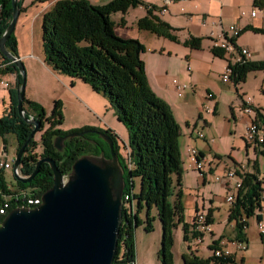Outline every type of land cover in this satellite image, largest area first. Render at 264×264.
<instances>
[{"label": "rangeland", "instance_id": "obj_1", "mask_svg": "<svg viewBox=\"0 0 264 264\" xmlns=\"http://www.w3.org/2000/svg\"><path fill=\"white\" fill-rule=\"evenodd\" d=\"M55 1L23 0L21 2L22 10L19 11L12 34L15 39L18 37L22 48L25 46L30 48L32 45L31 48L35 52L42 54L41 21L43 14L49 11ZM90 1L95 5L108 2V0ZM143 1L152 4H155L153 3L155 1L156 7L163 5L161 0ZM237 1L235 4L237 13L248 12L251 9L247 0ZM206 2L207 0H176L166 7L165 12L154 11L173 29L175 40L165 39L148 30L138 28L137 21L146 15L143 5L129 6L125 13L112 12L109 14V19L119 38H134L143 45L144 50L140 57L145 64L146 75L148 74L149 79L155 75L161 78L160 85L166 98L162 99L148 84L150 89L168 105H184L183 119L185 122L183 123L182 118H179L182 123L180 125L181 134L177 142L181 162L180 179L177 183L173 175V186L167 198V203L173 209L177 202L181 207L180 214H176L173 219L171 264H184L183 255L207 258L211 255L208 247L213 240L217 242V249L229 250L236 262L264 264V215L259 219L262 233H259L257 229L254 215L250 217L242 215L244 228L241 231L245 237V241H242L244 249L236 250L237 241L234 240L236 231L234 222L226 219L230 204L225 200L227 194L234 196V182L244 171L256 177H261L264 173V143L253 147L243 139L246 117L260 122L264 120V69L246 70L243 80L234 82L229 79L222 83L220 74L228 58L230 59L231 51L225 53L224 59L211 54L213 46L220 48L224 47L225 43L222 41L218 44L217 42L222 40L219 38L208 40L217 16L213 17L208 12H202L207 8ZM222 2L227 4L228 0H222ZM256 15L263 23V27L259 29L264 30V14L257 11ZM219 17L223 31L227 30L229 25L234 24L230 22L227 15ZM212 22L214 23L211 24ZM192 29L198 33L197 37L189 33ZM213 32L215 33L216 29ZM234 33L236 35L237 31L234 30ZM189 37L198 39L197 48L183 45ZM236 38L238 46L248 47L253 52L250 61L264 60L263 33L243 30ZM22 65L26 75L25 89L26 87L30 89L32 76L27 73L23 63ZM67 77L68 80L76 82L77 86L71 85L70 81L62 82L71 95L69 96L66 91L61 93L64 106L61 108L62 123L57 128L62 131H72L83 126L102 130L110 129L116 135L119 153L125 157L128 151L125 146L128 140L127 130L124 124L117 120L108 100L94 92L88 84L81 80ZM173 79L185 86L182 96H178L175 85L171 82ZM33 87L34 95L40 100L42 108L46 109L52 104V107L47 112L45 111L48 115L57 99L51 102L38 84ZM2 91L0 88V97ZM60 91L59 88L58 92ZM208 94L212 98L206 100ZM245 107L249 108L248 113L243 112ZM206 109L210 111L206 112ZM46 127V123L43 122L42 127L32 137L35 142L33 148L35 153L42 151L39 137ZM101 141L106 143L102 139ZM190 150L198 151L203 156L204 166L201 173L195 170L190 162ZM16 151L17 143L14 135L11 133L0 135V162L10 163V166L3 170L4 179L10 189L16 188L13 185L15 180L11 170ZM89 154L93 153L87 151L85 155ZM228 171L233 172L230 178L225 177ZM215 176L217 178H214ZM133 184V192L136 193L139 180L133 178ZM26 191L30 193V189ZM134 208L137 210L138 220L133 230L135 264H160L157 253L162 228L157 209L154 206L147 208L144 203L138 209L135 201ZM196 211L205 215L209 212L210 233H203L199 240H195L190 237L188 231L186 239H183V223H188L189 218ZM147 214L152 225L149 231H145L144 223Z\"/></svg>", "mask_w": 264, "mask_h": 264}, {"label": "trees", "instance_id": "obj_2", "mask_svg": "<svg viewBox=\"0 0 264 264\" xmlns=\"http://www.w3.org/2000/svg\"><path fill=\"white\" fill-rule=\"evenodd\" d=\"M11 0H0V37L12 16ZM23 0H16V7L22 10L20 4ZM143 5L146 15L137 21L140 29L148 30L152 34L162 36L165 39L175 40L173 29L159 18L154 11L159 10L156 6H149L142 0H108L105 4L95 5L90 0H56L49 11L42 17L41 51L43 63L54 73L79 79L88 84L96 93L105 97L117 120L124 124L128 140L125 146L129 151L130 165L127 164L126 156L122 157L116 143V135L110 129L83 126L76 130L62 131L57 128L62 123L60 101L55 100L53 108L48 115L42 105L23 98L24 116H32L43 122L47 127L39 137L42 151L34 152L35 142L31 138L25 145L24 152L20 157L19 172L28 176L31 174L34 163L38 158L49 157L55 160L57 169L65 174L71 168L78 155L85 151L82 139L73 138L65 142L63 152H57L52 145V138L64 136L68 133L79 132L84 129L100 130L108 135L113 143V148L120 164L123 167L125 180L124 194H129L128 211L122 207V219L118 230L115 257L111 264H129L135 259L133 230L138 223L137 208L142 203L149 208L154 206L158 212L161 223V242L158 249L160 264H171L172 228L174 216L180 214L181 207L177 202L174 209L167 203V198L173 186V175L179 183L181 162L177 146L178 137L181 134L180 124L176 121L172 108L159 98L149 87L148 78L144 69V62L140 57L144 50L143 45L134 38H119L109 19V14L120 11L125 13L129 6ZM251 5L256 8L264 7V0H251ZM150 9V10H148ZM243 30L263 33L264 30L253 27H245ZM184 46L197 48L198 39L189 37L183 42ZM5 49L14 56L17 55V42L15 36L10 33L5 43ZM211 54L220 57L226 51L223 47L213 46ZM228 63V62H227ZM250 69H264V60L246 61L245 59L234 63L230 69L229 79L234 82L243 80L244 73ZM15 72L16 84L20 81L14 63L0 52V76ZM16 87L9 88L8 104L4 114L0 117V135L7 133L14 135L17 150L23 141L29 136L32 126L17 112ZM258 114V113H257ZM264 123V120L262 121ZM106 154L109 150L107 144ZM200 155H202L200 153ZM133 178L139 180L138 191L133 192ZM14 186L10 189L0 168V207L8 201L7 211L16 206L27 207L20 197L14 199L17 191L27 192L31 197L41 196L52 183L48 164H42L38 173L30 182L21 183L14 178ZM240 184L235 190L232 203L228 209L227 220H232L235 227L234 240L245 241L243 232V216H255L256 221L261 219L254 210L258 208L259 182L256 176L243 173L239 177ZM0 214V223L4 217ZM207 222L210 223V214H206ZM145 231L152 229L148 214L145 216ZM189 224L183 223V239H186ZM201 237V234H198ZM194 238L195 234H190ZM216 240L208 247L212 251L216 247ZM120 255V259L118 256ZM184 264H243L236 262L231 255L216 257L213 254L202 259L195 255H183Z\"/></svg>", "mask_w": 264, "mask_h": 264}, {"label": "water", "instance_id": "obj_3", "mask_svg": "<svg viewBox=\"0 0 264 264\" xmlns=\"http://www.w3.org/2000/svg\"><path fill=\"white\" fill-rule=\"evenodd\" d=\"M10 2L12 16L0 37V52L14 63L21 75L16 84V109L32 126L12 160V175L17 181L27 183L42 164H48L52 183L37 205L16 206L4 215L0 223V264H111L122 219L125 185L124 169L111 138L94 129L55 136L52 145L57 152H63L67 140L93 133L107 143L109 154L105 156L100 151L85 155V150L65 174H61L55 160L49 157L38 158L28 176L19 172L25 145L41 126L36 118L24 116V67L20 58L4 47L19 15L16 0Z\"/></svg>", "mask_w": 264, "mask_h": 264}, {"label": "crops", "instance_id": "obj_4", "mask_svg": "<svg viewBox=\"0 0 264 264\" xmlns=\"http://www.w3.org/2000/svg\"><path fill=\"white\" fill-rule=\"evenodd\" d=\"M239 1H241V0H239ZM143 2L148 4L146 1H143ZM237 2H238L237 0H228V3L224 4V2H222V0H207V2H206L207 8H205V10L202 12H208L209 14L213 15V17L217 16V19H219V20H221L219 16L227 15L228 18L230 19V22H232L238 26V28H236L237 32H239V30H241L245 27H253V28L263 27V23L258 19L259 18L258 15L255 14V16H249V14H248L249 10H248V12H240V13H242V15H240L239 12L237 13V11L235 10V8H237L235 6V4ZM153 3L156 4L155 1H153ZM155 4H154V6H156ZM247 4L252 6L251 0H247ZM202 19H204V18H202ZM204 21H206V19ZM215 29H216V32L214 33L213 31ZM189 33H192V35L195 34L193 36H196V37L198 36V33H196V30L192 29L191 31H189ZM218 33H219L218 28L213 26L210 30L208 40L211 41V38L216 37L218 35ZM210 34H211V36H210ZM234 35H235V33H234ZM236 39L234 40V42L237 45ZM16 41H17V47H16L17 55L20 58V60L22 61V63L24 64L27 73H29L32 76L31 77L32 83L30 84L31 88L29 89L26 87L25 92H24V97L29 101H34V102L41 104L40 100H38V98L34 95V92H35L34 87L35 86L33 87V85L38 84L40 86V88L43 89V91H45L44 93L48 97V100L51 99V102H52L53 99H57V101L61 102L62 107H63L64 101H63L62 96H61L62 91H66L69 96L71 95L70 94L71 92L67 91V89L63 83L70 81L71 85L77 86L76 82H73V80H68L67 79L68 77L65 75L59 76L58 74L54 73L49 68H47L43 63L44 62L43 61V55L41 53L35 52L31 48L32 45L30 48H29V46H25L22 48L18 37H16ZM215 42H217V41H215ZM221 42H222V40L217 42V43L220 44ZM241 47H244V46H241ZM245 48H247L250 51L249 57L247 58L248 61H250L251 54H253V52H251L250 48H248V47H245ZM224 56L221 54L220 58L224 59ZM229 60L230 59L228 58V63L226 62V64H230ZM16 77H17V75L15 72L14 73L11 72V73L5 74L3 76H0V88H2V90H3L2 95L0 97V100H1L0 117L4 114L5 108L8 104V93H7L8 89L12 88V87L13 88L16 87ZM147 78H148V84L153 89V91L155 93L159 94L160 97H162V99L166 98V97H164L165 95L162 92V87L160 85V83L162 81L161 78L158 75H155L152 79H149L148 74H147ZM59 88L61 89L60 92H58ZM6 98H7V101H5ZM183 106L184 105L170 104V107L173 110L172 113H173L176 121L180 125L182 122L183 123L185 122L183 119V111H184ZM51 107H52V104L49 107H47L48 109L47 108L46 109L43 108V109H44V111L47 112ZM180 117L182 118V122H180V120H179ZM246 118H247V121L250 119L249 117H246ZM246 124H247V122H246ZM258 146H255V147H258ZM3 151H5L4 148H3ZM208 170L211 171L210 168H208ZM243 173H249V172L244 171Z\"/></svg>", "mask_w": 264, "mask_h": 264}, {"label": "built area", "instance_id": "obj_5", "mask_svg": "<svg viewBox=\"0 0 264 264\" xmlns=\"http://www.w3.org/2000/svg\"><path fill=\"white\" fill-rule=\"evenodd\" d=\"M143 1V0H142ZM176 0H161L162 2V6H159V11H161L162 13L166 11V7L169 6L172 2H174ZM148 6H153L154 4L147 2ZM260 12L262 14H264V7L262 8H256L254 6H251V9H249V16H255L256 12ZM240 15H242V13H240ZM0 16H1V12H0ZM214 22H212L211 24H213ZM220 20L217 19V21L213 24V26L218 27V35L214 38H219L222 39L224 43L228 44V47L231 49V54H230V64H225L221 74H220V79L222 81V83H225L229 80V75H230V69L231 66L234 63H238V60L241 59H246L249 57L250 51L245 48V47H239L238 45L235 44L234 40L236 39V37L238 35H234V28H238V26L236 24H232L229 25L227 27V30L223 31V28L220 25ZM211 36V34H210ZM213 38V37H212ZM174 85L175 88L177 90V94L178 96H182V91L185 88L184 85L178 84V81L176 79H173L171 81ZM212 96L210 94H208L206 96V100L211 99ZM209 109H206V112H209ZM244 113H248L249 112V108L245 107L243 109ZM243 139L245 140L246 143L250 144L251 146L255 147L258 145H262L264 143V123L257 121L255 119H249L247 121V124L245 126V129H243ZM129 151H127L126 153V159H127V164L128 166L130 165V161H129ZM189 159L191 164L193 165V168L195 170H197L198 172H202L203 170V162L204 160L202 159V155H200V153L198 151L195 150H190L189 152ZM10 166V163L8 162H0V168L1 169H6ZM233 172L228 171L225 174L226 178H230L232 177ZM214 178H217L216 176ZM256 180L259 182V189H258V208H257V212L256 214H259L260 216L264 215V173L261 175V177H256ZM240 184V180L238 179L237 181L234 182V190H236L239 187ZM14 190V189H13ZM21 198L22 200H24L27 204V206H35L38 203H40V197L39 196H35V197H31L27 192L24 191H17L14 199L17 198ZM129 194H124L123 195V204L122 207H124V209L126 211H128V205L129 204ZM225 200L228 204L232 203L233 200V194H227L225 197ZM9 207V203L8 201H5L2 206L0 207V214H6L7 210ZM206 215L202 214V212H195L193 214L192 217L189 218L188 224H189V229H188V233L190 234H195V240H199L200 236H198V234H203V233H210V228H209V223L207 222L206 219ZM256 225H257V229L259 231V233H262V227L261 224L258 221H256ZM236 250H242L244 249V245L242 243V241H237L236 244ZM211 254H213L216 257H220V256H227L230 255V251L227 249H217V248H213L211 251ZM118 259H120V255L118 256ZM135 260V259H134ZM132 260L129 262V264H135V261Z\"/></svg>", "mask_w": 264, "mask_h": 264}, {"label": "flooded vegetation", "instance_id": "obj_6", "mask_svg": "<svg viewBox=\"0 0 264 264\" xmlns=\"http://www.w3.org/2000/svg\"><path fill=\"white\" fill-rule=\"evenodd\" d=\"M82 144L86 151H91L93 153H99L100 151H103L106 154V147L104 142L101 141V138H99L96 134L88 133L81 136ZM104 154V155H105Z\"/></svg>", "mask_w": 264, "mask_h": 264}, {"label": "bare ground", "instance_id": "obj_7", "mask_svg": "<svg viewBox=\"0 0 264 264\" xmlns=\"http://www.w3.org/2000/svg\"><path fill=\"white\" fill-rule=\"evenodd\" d=\"M148 8H150V7H148ZM148 10H150V9H148ZM0 12H1V9H0ZM162 13V12H161ZM234 30H236V28H234ZM223 41V40H222ZM223 47V46H222ZM224 49H225V51L227 52V51H231V49L228 47V44L227 43H225V46L223 47ZM231 53V52H230ZM242 60H244V59H241V60H238V62L239 61H242ZM246 61H248V59L246 58L245 59ZM129 201V200H128ZM129 206V205H128Z\"/></svg>", "mask_w": 264, "mask_h": 264}]
</instances>
